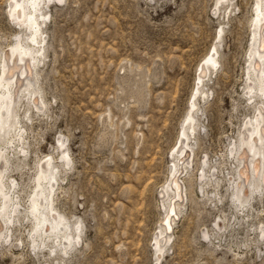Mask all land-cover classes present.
<instances>
[{"label": "rangeland", "instance_id": "1", "mask_svg": "<svg viewBox=\"0 0 264 264\" xmlns=\"http://www.w3.org/2000/svg\"><path fill=\"white\" fill-rule=\"evenodd\" d=\"M10 2L0 0V65L13 43L34 50ZM258 3L264 11V0L38 3L45 109L30 106L27 120L24 102L19 113L26 153L10 156L5 183L15 186L20 213L0 238V264H264V184L248 206L233 197L238 146L256 108L264 114L256 86L246 94ZM213 49L217 64L206 76ZM183 130L192 154L176 179L181 214L158 258L161 193ZM45 157L57 176L55 213L75 239L67 251L63 240L33 237L29 197Z\"/></svg>", "mask_w": 264, "mask_h": 264}, {"label": "bare ground", "instance_id": "2", "mask_svg": "<svg viewBox=\"0 0 264 264\" xmlns=\"http://www.w3.org/2000/svg\"><path fill=\"white\" fill-rule=\"evenodd\" d=\"M40 1L42 0H12L9 5V13L12 17L15 18L16 21L22 20L27 26L32 37V44L30 45L34 47V50H32L30 46L23 45L21 40L16 42V44L13 43L3 57L0 65V238L4 236L5 231L8 229V225L18 220L17 217L20 213L18 200L15 201V196H17L18 192L16 193L14 191L15 186H6L5 183V178L8 176V159L10 156H15L16 158L25 156L24 152L27 146V138L21 128L22 120H24L23 118L25 117L29 120L28 116H26L28 114L26 113L30 112V106L40 111V113L45 109V103L42 101L37 85V69L43 58V49L42 46L40 47V44H44V42L42 44V40L40 39V35L42 34L39 32L41 24L38 19H44L45 17L39 12L38 3H40ZM223 1L228 2L230 0ZM260 4L261 3H258V5L256 4V17L253 24L254 29L251 51L248 55L250 63L247 68V74L250 75L249 77L254 76V80H251L252 82L246 86V94H251L253 90H256L252 87V85H255L257 91L264 96V68H261V64H263L264 60V45L263 42L261 43V40L264 39V11H262ZM216 54V50L213 49V52L207 55V58L204 60L201 69L202 71L203 69L206 70L204 71L208 74L206 76H209L210 70L214 69L217 64V60L215 59ZM203 80L204 76L198 77L196 82V93L199 92L202 83H204ZM24 102H26V106L23 107L22 104ZM191 102V110H193L196 107V100L193 99ZM22 107L24 108L25 114L23 118H21L19 114L22 113L20 112ZM261 109L256 108L257 114L255 113V119L253 123L249 124L250 129H247L249 133L247 135L243 134V136L241 133V143L237 149L241 153L239 156V169L237 168L238 171L236 173V180L238 181H236L235 184L233 183V185H235L233 197L240 207L248 206L252 195L259 189H262L264 184V145H262V141H264V114L261 112ZM186 122H189L188 129H193L195 125H193L192 116H190ZM186 125L188 124L186 123ZM185 130L181 133L179 142H177L178 145L173 152L175 155L173 158H175V161L179 165H176L175 161H173L174 163L169 171L171 179L168 181L170 182L166 180V183L169 184L166 185V187L164 186L165 189L161 193V206L163 205L164 208V227L159 228L157 234L155 233V239L152 244L155 248V254H158V258H160L159 256L164 246L171 241V237H169L167 230L174 224L175 219L178 220L176 214L178 215L181 211L179 203L182 202L180 193L181 184H178L176 179L182 170L180 166H182L184 170H187L186 167L189 164L187 156L192 154L191 152V154L189 153V155H187L189 152H187V150L190 148L187 142L190 139L188 135L189 132ZM44 161V165L37 171V183L35 182V186H33L34 190L29 197L28 211L34 221L32 224V232L34 234H32L33 237L39 235L40 238H38V236L37 238L44 244L46 241H57L58 244H60L63 240V251H67L75 239L67 234L68 227L67 224H65V220L55 213L53 196L54 186L57 183V176L56 174L50 173V171L53 170L51 160L44 159ZM51 168L52 170H50ZM12 184L14 185V183ZM16 190L18 191L17 188ZM172 196H174V199H171ZM29 219L30 218H28V220Z\"/></svg>", "mask_w": 264, "mask_h": 264}, {"label": "snow or ice", "instance_id": "3", "mask_svg": "<svg viewBox=\"0 0 264 264\" xmlns=\"http://www.w3.org/2000/svg\"><path fill=\"white\" fill-rule=\"evenodd\" d=\"M262 145H264V141H262Z\"/></svg>", "mask_w": 264, "mask_h": 264}]
</instances>
